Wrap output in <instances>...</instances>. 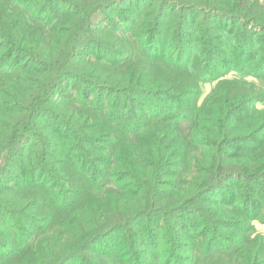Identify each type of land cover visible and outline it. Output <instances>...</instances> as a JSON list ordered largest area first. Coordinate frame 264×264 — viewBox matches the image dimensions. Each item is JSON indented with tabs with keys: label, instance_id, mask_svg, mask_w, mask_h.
I'll use <instances>...</instances> for the list:
<instances>
[{
	"label": "trees",
	"instance_id": "1",
	"mask_svg": "<svg viewBox=\"0 0 264 264\" xmlns=\"http://www.w3.org/2000/svg\"><path fill=\"white\" fill-rule=\"evenodd\" d=\"M127 1L0 0V264H264V236L249 234L264 219V109L251 106L260 95L221 86L186 111L187 129L176 104L188 74L205 84L232 72L264 77V34L246 31L264 33V5L235 14L243 26L236 36L203 27L202 54L188 67L181 54L167 60L147 45L137 56L134 26L151 0H137L133 18L111 21ZM161 7L151 39L159 49L164 39L188 45L193 20L181 37L182 20ZM170 22L176 30L166 35ZM228 45L242 62L226 54ZM139 57L173 72L161 90L110 83ZM130 92L152 106H126ZM172 157L179 173L166 191ZM231 180L237 197L215 200ZM121 231L126 240L116 245ZM181 247L194 256H181Z\"/></svg>",
	"mask_w": 264,
	"mask_h": 264
},
{
	"label": "rangeland",
	"instance_id": "2",
	"mask_svg": "<svg viewBox=\"0 0 264 264\" xmlns=\"http://www.w3.org/2000/svg\"><path fill=\"white\" fill-rule=\"evenodd\" d=\"M136 2L137 0H128L124 5H119L116 7L115 11L112 13H108L110 16V20L113 21L114 23H120V21H127L129 18H133L136 13L139 12L137 9L136 11L133 8H136ZM151 1H146L144 3V7L141 8L142 11L145 9L144 14H143V19L140 23H137L134 27L137 28V33L139 34V37H141L140 43L135 42V45L138 48L136 51L137 56L140 55V44L141 47L143 45H147L148 49L152 52L155 53L157 50L161 52V54L164 55V58L167 60H172L175 61L178 59V57L184 56L183 61H185L186 57V63L188 64V67H193L196 65L197 59H198V54H202L201 51L203 49L202 46V40L204 35L203 27H211L212 31L210 30L211 34H215L216 36L219 35L221 36L222 30L226 29L228 32L230 30H233L234 36L238 35L240 32L239 30L243 27L242 23L237 21L239 18H237L235 14L237 12L240 13L242 12L243 14H253V8L255 3H259L260 5H264V0H166L165 4L162 5L161 7V2L158 0H154L152 3ZM166 4L169 6L167 7ZM241 5V6H240ZM240 6V8H238ZM161 7L162 13L167 15L170 19H181L183 26V33H179L181 37L185 36V22H192L194 26L191 27L190 29L186 30L188 34L185 36V38L188 40V45H184L182 48H179L177 46V43L174 41L175 40H163V45L160 47V49L157 46V39L153 40L151 39L152 34H151V29L154 27V23H152V19L154 18V15L156 14V10H159ZM132 11V12H131ZM253 11V12H252ZM147 12H149L147 14ZM149 15L147 18L145 15ZM245 17V16H244ZM146 18V20H145ZM243 20V19H242ZM172 22V21H171ZM170 23H167V26L165 27L166 30V35L170 34L171 31H175L176 27L174 23L171 25V29H169ZM201 25V26H198ZM207 25V26H206ZM197 27V33H194L195 27ZM168 27V28H167ZM201 28V29H200ZM179 30V28H177ZM208 29V28H207ZM213 30L215 32H213ZM247 33L253 38L256 37H261L264 33L261 32H256V30H253L251 27L246 29ZM122 38H130L132 34L126 35L122 34L120 35ZM179 36V37H180ZM200 37V38H198ZM200 42V44H199ZM193 46V48H191ZM121 50H123L124 45L121 46ZM158 48V49H157ZM226 54L228 55H233L234 58H237V60L241 61V58L237 56L238 49H234V47L226 46ZM163 55H160L159 57H163ZM186 55V56H185ZM136 56V57H137ZM190 57V58H189ZM118 58H121L118 56ZM203 60V59H202ZM206 61V60H205ZM220 64L222 66H225L227 64L224 61H221ZM127 65H132L130 69H128L127 74L121 73L120 71H113L112 76H111V81L110 83H120V86H126V84H131L130 90H134L138 92L137 88H144L146 90H161L160 86H163L161 83L164 80H168V77L173 74V72L168 69L164 63L157 62L153 60L152 57H143V58H135L132 59L127 63ZM122 66V67H126ZM205 64L201 63V67L204 68ZM238 66H241L238 65ZM201 67H198L197 70H200ZM219 69V68H218ZM117 70V69H114ZM189 75V74H188ZM186 76L187 78V83L186 85L180 89L183 90V94L179 95V103L177 104V109H181L182 111L180 112L181 114V124L184 129H187L189 124L186 122L188 114L191 112L187 113L186 111L193 109L196 110L197 108H201L203 106V103L205 102V99L209 95H213V93L219 89H221V86L225 85H232L236 87H240L242 89H249V87L253 88V92L259 94L260 102H257L251 106L254 108L261 110L264 109V101H261L264 98V77L263 78H255L252 76V74L248 73V75H240L236 74L235 72H232L225 76L224 78L218 80V81H211L208 83H199L197 79L194 81H191L189 76ZM168 76V77H167ZM117 81V82H116ZM169 81V80H168ZM117 85V84H114ZM246 87V88H245ZM153 88V89H150ZM159 88V89H156ZM170 88L171 84H170ZM250 90V89H249ZM197 91L198 97L196 96L197 99H193V93ZM252 92V90H250ZM177 92L176 90L171 93ZM138 93H133L130 92L126 94V106H128L129 103L134 102V100H140L141 102L145 101L142 96L137 95ZM145 103V105H150V103ZM170 103H173L170 102ZM169 104V103H168ZM196 107V109H194ZM123 124L127 125L130 124L128 121H123ZM238 148H235L233 151L235 152ZM172 167L170 169V173H166V176L164 177L165 183L164 190H171V185L173 182H175L176 177L178 176V169L176 168L178 164V159L176 157H172ZM198 164V162H196ZM193 180V179H192ZM239 181L231 180L229 182H226L220 189H218L215 193L212 194L213 198L217 201H223L226 202L232 196V194L235 196L237 195L238 192V187H239ZM254 186H261L259 183H254ZM230 189V190H229ZM233 192V193H232ZM237 197V196H236ZM260 198V197H259ZM261 200V199H260ZM179 201V200H178ZM197 209V207H196ZM256 209H252V212H254ZM187 216V219L185 220V224L189 227L193 223L192 218L193 216L190 214H185ZM162 220V219H161ZM177 220H180V217L177 218ZM182 221V219H181ZM253 226V231H251L249 234L255 237L257 234H261L264 236V219H258L254 220L252 222ZM201 232L208 231V228L205 226H201L200 228ZM209 233L211 231H208ZM257 233V234H256ZM127 237V231H121L117 234V242L116 245H120L121 243H124ZM183 237V235H182ZM206 238V237H204ZM183 242L185 237L182 239ZM124 241V242H123ZM191 240L188 241V244H191ZM179 253L181 256H184L185 258L188 256H194V253H190L185 247H181L179 250ZM170 254V253H169ZM75 264H79V262H74Z\"/></svg>",
	"mask_w": 264,
	"mask_h": 264
}]
</instances>
